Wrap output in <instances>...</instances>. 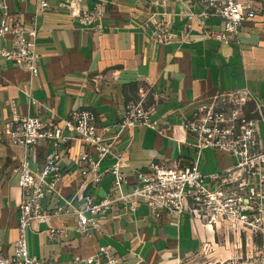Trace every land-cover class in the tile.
I'll use <instances>...</instances> for the list:
<instances>
[{
    "label": "crops",
    "instance_id": "obj_1",
    "mask_svg": "<svg viewBox=\"0 0 264 264\" xmlns=\"http://www.w3.org/2000/svg\"><path fill=\"white\" fill-rule=\"evenodd\" d=\"M39 1L5 0L3 5L27 25ZM43 1L53 9L36 16L37 75L0 61V125L10 115V103L14 102L22 116L53 123L65 119L71 110L86 109L97 116L100 126L113 131L124 105L140 101L152 109L150 119L158 122L164 134L143 127L122 132L114 151L122 155L124 163L131 168H142L150 162H176L179 167H187L197 159L206 188L223 190L220 175L233 167L235 159L210 149L197 153L195 140L183 132L181 125L199 105L211 103L218 93L235 90L251 91L264 113V10L257 11L239 35L227 42L206 39L204 27L194 24L187 40L180 41L179 33L186 24L182 11H198L193 0H82L84 10L103 7L101 32L86 29L58 7L69 0ZM2 16L0 8V24ZM145 23L167 27L177 39L158 45L144 31ZM205 28L220 30L213 23ZM0 46L4 44L0 42ZM5 46L9 48V43ZM26 93L37 104H30ZM257 128L260 148L264 149V121H259ZM80 146L74 141L67 143L63 166L74 159ZM47 149H34L28 163L31 170L42 165ZM25 156L20 147L0 141V249L5 257L12 255L17 238V171ZM108 166L105 161L100 169ZM124 172L131 183L130 169ZM78 182L77 172L72 171L58 192L69 197ZM110 184L111 176L105 174L97 188L84 192L100 196L110 190ZM123 190L127 192L129 187ZM159 215L154 218L145 205H139L135 213L110 212L100 219V235L94 240L77 236L71 220L49 219L39 227L40 233L26 231L27 253L66 264L73 256L84 258L101 246H109L112 254L128 264H182L203 252L220 254V258L228 254L224 258L231 260L239 249L246 250L256 238H264V222L256 230L238 225L232 229L227 222H195L187 212L179 219L162 210ZM47 228L64 230L66 237L50 240L44 233Z\"/></svg>",
    "mask_w": 264,
    "mask_h": 264
},
{
    "label": "built area",
    "instance_id": "obj_2",
    "mask_svg": "<svg viewBox=\"0 0 264 264\" xmlns=\"http://www.w3.org/2000/svg\"><path fill=\"white\" fill-rule=\"evenodd\" d=\"M4 1L0 0L3 10L0 42L4 44L0 46V61L9 62L35 76L39 60L35 51L36 16L53 7L40 0L26 25L17 15L8 13ZM81 1L69 0L58 7L67 10L70 17L76 18L86 29L101 32L103 7L97 5L87 11L81 8ZM193 1L198 11H182L186 24L179 33L180 41L187 40L194 24L204 27L206 39L227 42L236 38L256 14L250 0ZM207 23L219 25L220 30L205 28ZM143 29L158 45H167L177 39L167 27L158 24L145 23ZM7 43L9 48L5 46ZM26 96L30 104H37L30 93ZM249 105L253 106L251 110H248ZM152 112L140 101H129L111 131L108 126H100L97 116L86 109L71 110L65 119L53 123L22 116L11 102L10 115L0 125V141L20 147L26 156L20 161L17 171L20 191L17 238L11 256H3L0 249V264H55L29 256L26 249V231L31 229L40 233L39 227L49 219L71 220L77 236L94 240L100 235L99 222L106 214L135 213L139 205H145L154 218H159L160 210L176 219L187 212L195 222L200 221L204 225L227 222L232 229L236 225L258 229L264 222V149L260 148L257 125L264 121V113L262 104L253 93L248 89L218 93L211 103L199 105L191 118L182 122L183 132L195 140L193 147L197 153L210 149L227 153L235 159L233 167L220 175L223 190L219 191L206 188L204 176L197 168V159L187 167H179L176 162H150L142 168H131L124 163L122 155L114 151L115 142L122 132L143 127L157 135L164 134L158 122L150 119ZM70 141L79 143L81 148L74 159L63 166L66 145ZM36 147L48 148V151L42 165L31 170L28 163ZM105 161L109 166L100 169ZM125 168L132 173L131 183ZM72 171L77 172L79 182L72 194L64 197L58 188ZM105 174L111 176L109 191L100 196L84 192L97 188ZM233 184L235 188H231ZM250 184L252 187L244 191ZM124 187H129V191L124 192ZM44 233L50 240L66 237L64 230L56 228H47ZM66 264L128 263L112 254L109 246H101L91 256H73Z\"/></svg>",
    "mask_w": 264,
    "mask_h": 264
},
{
    "label": "rangeland",
    "instance_id": "obj_3",
    "mask_svg": "<svg viewBox=\"0 0 264 264\" xmlns=\"http://www.w3.org/2000/svg\"><path fill=\"white\" fill-rule=\"evenodd\" d=\"M255 11L264 10V0H250ZM252 105L248 106V110L252 109ZM213 253V252H212ZM211 252H203L200 257L195 260L185 261L182 264H264V238H256L252 247L241 248L238 250L236 257L231 260H225L227 255L223 258L213 256Z\"/></svg>",
    "mask_w": 264,
    "mask_h": 264
}]
</instances>
